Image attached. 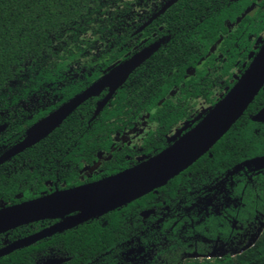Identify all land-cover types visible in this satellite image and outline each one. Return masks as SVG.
<instances>
[{
    "label": "trees",
    "instance_id": "obj_1",
    "mask_svg": "<svg viewBox=\"0 0 264 264\" xmlns=\"http://www.w3.org/2000/svg\"><path fill=\"white\" fill-rule=\"evenodd\" d=\"M164 1L0 0V124H6L0 132V154L112 65L133 52L149 53L97 114L107 90L88 98L50 134L2 163L0 198L17 202L39 196L49 180L60 187L80 183L83 167L93 164L100 151L111 149L115 134L132 128L148 113L155 128L143 138L141 149L124 146L88 180L136 164L137 155H154L172 144L166 135L193 117L200 100L212 107L225 94L216 98L215 93L232 87L234 69L248 65L264 32V0H177L134 33ZM253 4L255 10L237 22ZM227 21L237 24L230 30ZM222 37L218 51L210 53ZM190 68L195 71L186 77ZM174 88L176 93L170 95ZM263 107L264 87L215 145L184 172L106 212L101 217L105 222L91 218L53 233L1 256L0 264H41L42 257L51 255L70 257L63 264H113L131 238L153 258L129 264H264V122L254 119ZM224 176L230 195L241 204L222 215H202L197 223L199 218L186 212L190 202L200 201L191 191L207 179ZM164 201L172 210L167 219L158 226L147 224L140 212L154 208L158 216ZM256 216L263 221L258 232ZM190 218L196 220L193 228L187 224L181 229ZM175 219L179 220L174 225ZM53 221L40 220L0 234V246ZM219 235L226 242L219 244L224 251L210 256L212 239Z\"/></svg>",
    "mask_w": 264,
    "mask_h": 264
},
{
    "label": "water",
    "instance_id": "obj_2",
    "mask_svg": "<svg viewBox=\"0 0 264 264\" xmlns=\"http://www.w3.org/2000/svg\"><path fill=\"white\" fill-rule=\"evenodd\" d=\"M176 1L167 0L138 30H142ZM148 55V52L139 51L112 65L83 91L28 127L20 141L0 154V164L46 137L88 98L98 96L107 90V94L97 104V114ZM263 87L264 42L228 92L208 110L205 117L194 128L181 135L172 145L134 166L99 180L56 189L30 200L1 207L0 233L40 219L68 214L69 216L0 248V257L53 233L99 217L164 185L207 153L245 112ZM254 119L264 122V107L255 114ZM5 127L6 124H0V132ZM149 212L144 211L142 214L146 215ZM67 259L49 257L43 263L61 264Z\"/></svg>",
    "mask_w": 264,
    "mask_h": 264
},
{
    "label": "flooded vegetation",
    "instance_id": "obj_3",
    "mask_svg": "<svg viewBox=\"0 0 264 264\" xmlns=\"http://www.w3.org/2000/svg\"><path fill=\"white\" fill-rule=\"evenodd\" d=\"M167 0H165L164 2H163V4L154 12V13H156L163 5H164V3L166 2ZM254 5V4H253ZM153 13V14H154ZM152 14V15H153ZM151 15V16H152ZM161 15V14H160ZM159 15V16H160ZM244 15V14H243ZM242 15V16H243ZM151 16H149L145 21H143L136 29H135V31H134V33H139V32H141L143 29H145L149 24H151L152 22H150L148 25H146L142 30H138V28H140V26H142L146 21H148L150 18H151ZM239 17L238 18V20H237V22L241 19V18H243V17ZM158 17V16H157ZM156 17V18H157ZM154 20V19H153ZM237 22H235V23H232V22H229V21H227L226 22V25L228 26V23H232V24H235V26H236V24H237ZM234 26V27H235ZM164 27V25H160L159 26V29H162ZM233 27V28H234ZM228 28H229V26H228ZM233 28H229L230 30H232ZM221 39V38H220ZM219 39V40H220ZM147 40V38H144V39H142L141 40V42L135 47V48H137L139 45H141L142 43H144L145 41ZM218 40V41H219ZM223 40V37H222V39H221V41ZM217 41V42H218ZM216 42V43H217ZM264 42V32L261 34V36H259L258 38H257V42H256V45H255V47H256V49H255V51H252L250 54H249V57H248V61H249V63H248V65L250 64V62L252 61V59H253V57L257 54V52L259 51V49H260V47H261V45H262V43ZM221 43V42H220ZM219 43V44H220ZM219 46V45H218ZM216 51H218V47H217V50ZM216 51H214V52H216ZM134 53H136V52H133V53H131L129 56H131V55H133ZM129 56H127L126 58H128ZM219 56H221V53L219 52ZM201 63V62H200ZM246 63V62H245ZM245 63H243V69L241 68V67H236L235 69H234V73H233V78L231 79V82H236L237 81V79L239 78V76L246 70V68L248 67V65L246 66V64ZM246 66V67H245ZM245 68V69H244ZM236 69H239L240 70V72H239V74H238V76L237 77H235V70ZM234 85V84H233ZM232 85V86H233ZM229 90V89H228ZM228 90L226 91V89L225 90H223L222 92H220L221 93V96H222V94H223V92H225V94L228 92ZM171 93V92H170ZM217 93V92H216ZM215 93V94H216ZM224 94V95H225ZM174 95V94H173ZM221 96H219V97H216V98H220ZM223 97V96H222ZM221 97V98H222ZM200 101H202V100H200ZM199 101V102H200ZM204 101V100H203ZM206 102V101H205ZM199 104V103H198ZM209 104V103H208ZM210 107H211V104H210ZM210 109V108H209ZM208 109V110H209ZM207 110V111H208ZM207 111H205V112H207ZM204 112V113H205ZM203 113V114H204ZM144 114H148V113H144ZM143 114V115H144ZM198 114V106H197V112L193 115V117L190 119V120H187V121H183V122H180L178 125H180L181 123H184V122H189V121H192L193 120V122L191 123V125L188 127V128H186L185 130H183L177 137H175V138H172V139H168V135L178 126H176V127H174L167 135H166V138H167V140L169 141V142H174L176 139H178L181 135H183L184 133H186V132H188L189 130H191L192 128H194L195 127V125L198 123V122H200L202 119H201V117H202V115L201 116H199V118H197V119H195L194 120V118L196 117V115ZM142 115V116H143ZM141 116V117H142ZM140 117V118H141ZM148 117V116H147ZM139 118V119H140ZM138 119V120H139ZM199 119H201V120H199ZM138 120L134 123V126H135V124L138 122ZM148 121V120H147ZM149 122V121H148ZM150 123V122H149ZM3 124H5V123H3ZM150 125H152L153 127H151L146 133H145V135L143 136V138L147 135V133L149 132V131H151L152 129H154L155 128V124H152V123H150ZM133 126V127H134ZM132 127V128H133ZM132 128H130V129H132ZM130 129H127V130H130ZM127 130H125V131H127ZM3 131V130H2ZM1 131V132H2ZM124 131V132H125ZM123 132V133H124ZM117 134H122V133H117ZM117 134H115V136L117 135ZM115 136H114V139H115ZM143 138H142V141H143ZM142 141H141V143H142ZM115 142V141H114ZM141 143H140V146L139 147H132V146H129V145H124V146H129V147H131V148H133V149H141ZM173 144V143H172ZM172 144H170V145H172ZM169 145V146H170ZM114 146V143H113V145L111 146V149L109 150V151H100L99 153H101V152H111L112 151V147ZM123 146V147H124ZM122 147V148H123ZM168 147V146H167ZM166 147V148H167ZM122 148H120V149H122ZM8 149V148H7ZM120 149H118V150H120ZM165 149V148H164ZM118 150H114V151H112V156L109 158V159H111L112 157H113V154H114V152H116V151H118ZM5 151V150H4ZM3 151V152H4ZM162 151V150H161ZM2 152V153H3ZM1 153V154H2ZM99 153H98V158H97V160L95 161V162H97L98 161V159H99ZM159 153V152H158ZM157 154V153H156ZM155 155V154H154ZM140 156H142V158H138V157H140ZM151 156H153V155H150V156H146L145 154H140V155H137V157H136V159L138 160V162L136 163V164H138L139 162H141L142 160H145V159H147L148 157H151ZM203 156V155H202ZM12 158V157H11ZM109 159H107V160H109ZM107 160H105V161H107ZM105 161H103L102 163H101V165L105 162ZM94 162V163H95ZM4 163V162H3ZM93 163V164H94ZM2 164V163H1ZM0 164V165H1ZM93 164H86L85 166H91V165H93ZM136 164H133V165H131V166H134V165H136ZM101 165H100V167H99V171L97 172V173H93L92 175H90V176H87V177H85V178H81V172L83 171V169H84V167H83V169L81 170V172L79 173L80 175H79V180H80V183H78V184H75V185H73V186H77V185H81V184H85V183H89V182H92V181H95V180H99V179H101V178H103V177H106V176H103V177H100V178H96V179H91V180H88V179H90V178H93L96 174H98L100 171H101ZM131 166H129V167H131ZM191 166V165H190ZM129 167H127V168H129ZM188 168V167H187ZM186 168V169H187ZM124 169H126V168H124ZM123 169V170H124ZM186 169H184L183 171H181V172H184ZM122 171V170H121ZM120 172V171H119ZM180 172V173H181ZM206 172H210V171H206ZM228 172V171H227ZM115 174V173H114ZM112 175V174H111ZM109 176V175H108ZM249 178H252V174L250 175V176H248ZM170 180V179H169ZM168 180V181H169ZM167 181V182H168ZM48 182H50V186H48ZM45 184H46V186H47V190H45V191H43L39 196H41V195H43V194H47V193H51V192H53V191H55L56 189H65V188H69V187H67V186H65V183H62L61 184V186L62 187H60L56 182H53V181H51V180H49V181H46L45 182ZM73 186H70V187H73ZM159 188V187H158ZM156 190V189H155ZM154 190V191H155ZM192 193H195V199H197L198 197H199V200L200 201H192V202H190L189 203V208L188 209H186V212H187V214L188 215H190V212L191 213H193L195 216H197L196 218L198 219L197 221L195 220V219H193V218H190V219H186V220H184V223H183V225L181 226V229H183V228H185L186 227V225L187 224H189L192 228H193V222L194 221H196L197 223L198 222H200V217H202V215L203 216H210L211 214H213V215H222L223 214V212L226 210V209H233V208H237L241 203H240V199L238 198V197H233L232 195H230V193H229V189H228V187H227V177L226 176H224L221 180H217L216 179V181H212V180H206V182H202V183H200V186H196V187H194V189L191 191ZM202 193V194H199L198 196H197V193ZM39 196H36V197H39ZM16 197H17V199H19V198H21L22 197V193H18L17 195H16ZM36 197H33V198H36ZM231 198V199H233V200H235L236 202L235 203H233L232 205H228V204H226L225 205V202L227 201V198ZM33 198H28V199H24V200H19V201H17V202H8V201H5L4 199H2V198H0V208L1 207H4V206H10V205H14V204H17V203H20V202H22V201H26V200H30V199H33ZM163 204L165 205V206H163L162 207V209H163V211H161L160 212V214L158 215V216H155L154 214H155V209L154 208H146V209H144V210H142L141 212H140V214H141V216L143 217V219H144V221L147 223V224H151V225H159L160 223H162L164 220H166L167 218H166V214L167 213H170V212H172V210H171V208H170V206L164 201L163 202ZM216 209H218V211H216ZM144 211H150L149 213H147L146 215H143L142 214V212H144ZM185 211V210H184ZM105 214V213H104ZM103 214V215H104ZM71 215V214H70ZM103 215H101V216H99L100 217V221L103 223V222H105L106 221V219L105 218H101ZM69 216V214L68 215H64V216H60V217H54V218H45V219H40V220H46V219H54V221L53 222H51L49 225H47V226H45V227H43V228H41V229H39V230H37V231H35V232H38V231H40V230H42V229H44V228H46V227H48V226H50V225H52V224H54V223H56V222H58V221H60V220H62V219H64V218H67ZM99 217H96V218H99ZM256 219H259L258 218V216H256ZM40 220H37V221H40ZM178 220L179 219H175L174 220V225L175 224H177V222H178ZM189 220H191V223H190V221ZM234 221H236V219L234 220ZM33 222H36V221H33ZM33 222H29V223H33ZM29 223H25V224H22V225H26V224H29ZM256 225H255V229H256V231L258 232V231H260V229L262 228V226H263V221L261 220V219H259V220H257L256 221ZM22 225H19V226H22ZM19 226H16V227H14V228H11V229H9V230H7V231H5V232H2V233H0V234H3V233H6V232H8V231H10V230H12V229H15V228H18ZM234 226L235 227H237V224L236 223H234ZM74 227V226H73ZM72 228V227H71ZM35 232H32V233H29V234H27V235H24V236H19V237H16L15 239H13V240H9V241H7L5 244H2L1 246H0V248H2V247H4V246H6V245H8L9 243H11V242H13V241H16V240H18V239H21V238H23V237H26V236H28V235H30V234H33V233H35ZM196 233V232H195ZM256 233V232H255ZM255 233H253L252 234V236L254 237V235H255ZM48 237V236H47ZM46 238V237H45ZM252 238V237H251ZM42 239H44V238H42ZM42 239H40V240H42ZM133 238H131V240H127L126 241V244H128V248H126L125 250H123V251H121L120 252V254H119V259L115 262V263H113V264H129V263H131V262H136V261H143L144 263H148L149 262V259L151 260L152 258H153V256L152 255H150L149 253H150V250L149 249H146L144 246H142V245H140V244H137V243H133L134 241L132 240ZM212 239V238H211ZM210 239V240H211ZM208 240V239H207ZM212 240H214V244H213V246H212V250L209 252V254H210V256H213L214 254H222V252L224 251V246H223V244L222 245H220L219 246V244L221 243V242H223V243H226V242H224V240H223V238L219 235V236H217L215 239H212ZM39 241V240H38ZM37 242V241H36ZM35 243V242H34ZM132 245V246H131ZM25 247V246H24ZM21 248H23V247H21ZM134 252V254H130V252ZM193 253V252H192ZM183 254L184 255H188V254H191V252L190 251H184L183 252ZM49 257H65V258H68L66 261H68L69 259H70V257H67V256H56V255H51V256H46V257H42L41 258V260H40V262H41V264H44L43 262H44V260L46 259V258H49ZM147 257H149V259H147ZM66 261H64V262H66ZM63 262V263H64ZM63 263H61V264H63Z\"/></svg>",
    "mask_w": 264,
    "mask_h": 264
},
{
    "label": "rangeland",
    "instance_id": "obj_4",
    "mask_svg": "<svg viewBox=\"0 0 264 264\" xmlns=\"http://www.w3.org/2000/svg\"><path fill=\"white\" fill-rule=\"evenodd\" d=\"M256 8V4L252 5L251 7H249L246 12L244 13L243 16H245L246 14H250L252 13ZM242 16V17H243ZM229 28H233L235 26V24L232 23H228ZM222 39V38H221ZM221 39L215 43L211 49H210V53L214 52L217 50V47L219 45V43L221 42ZM195 71V68H190L187 73H186V77L191 76ZM240 70L236 69L235 70V77L238 76ZM177 91V88H174L170 95L175 94ZM216 97L221 96L220 92H217L215 94ZM210 108V104H208L205 101H200L198 104V114L196 115V117L194 118L197 119L199 118V116H201L205 111H207ZM147 116L148 114H144L139 120L138 122L135 124V126L130 129L125 131L122 134H117L115 136L114 139V146L112 147V151L114 150H118L120 148H122L124 145H129L132 147H139L140 143L142 141L143 136L145 135V133L151 128L153 127L152 125H150V123L147 121ZM192 121L189 122H184L181 123L180 125H178L169 135H168V139H172L177 137L183 130H185L186 128H188ZM112 151L111 152H101L99 153V159L97 162H95L93 165L91 166H85L83 171L81 172V178H85L87 176L92 175L93 173H97L99 171V167L101 165V163L107 159H109L112 156ZM138 158H142V156L138 157ZM48 186H50V182L47 183ZM236 201L231 199L230 197L227 198V201L225 202V205H232L233 203H235ZM216 211H218V209H216ZM130 254H134V252H130Z\"/></svg>",
    "mask_w": 264,
    "mask_h": 264
}]
</instances>
